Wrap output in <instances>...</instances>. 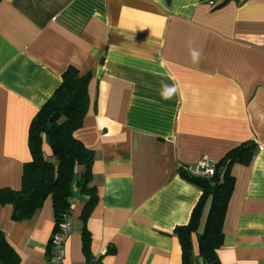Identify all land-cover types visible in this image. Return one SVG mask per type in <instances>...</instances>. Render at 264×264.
<instances>
[{
	"label": "crops",
	"instance_id": "0c3cea01",
	"mask_svg": "<svg viewBox=\"0 0 264 264\" xmlns=\"http://www.w3.org/2000/svg\"><path fill=\"white\" fill-rule=\"evenodd\" d=\"M69 66L92 73L74 132L94 152L90 254L101 264H181L174 228L188 222L200 190L178 165L215 163L252 141L250 164L231 168L218 256L264 264V0H1V187H20L30 123ZM42 151L54 161L45 138ZM77 179L62 264L86 263L88 196ZM11 214L0 205V231L20 264H51V200L29 220Z\"/></svg>",
	"mask_w": 264,
	"mask_h": 264
},
{
	"label": "trees",
	"instance_id": "16d2710c",
	"mask_svg": "<svg viewBox=\"0 0 264 264\" xmlns=\"http://www.w3.org/2000/svg\"><path fill=\"white\" fill-rule=\"evenodd\" d=\"M91 76V72L80 75L72 66L62 73L60 85L30 123L28 147L31 158L23 165L20 187L0 186V205H10L12 219L20 222L29 220L49 198L55 231L71 214V185L78 176L80 193L88 196L80 214L85 264H101V256H92L89 252L91 236L86 227V220L98 202L96 188L90 184L94 152L74 136L89 107L87 89ZM43 138L49 144L54 161L43 154ZM256 149L252 141L231 148L214 163L215 171L210 177L193 176L179 169L180 176L200 190L188 222L174 228L180 244L181 264H222L218 250L223 243L222 225L234 186L231 168L236 163L249 165ZM193 236L197 242V260L193 254ZM48 256L50 261V244ZM0 264H20L17 252L1 231Z\"/></svg>",
	"mask_w": 264,
	"mask_h": 264
},
{
	"label": "built area",
	"instance_id": "2783aa9c",
	"mask_svg": "<svg viewBox=\"0 0 264 264\" xmlns=\"http://www.w3.org/2000/svg\"><path fill=\"white\" fill-rule=\"evenodd\" d=\"M178 169H182L193 176L210 177L215 171V165L214 162L202 157L194 166L178 165ZM70 232V220L69 217H65L58 228L52 233L50 239L51 264H62L65 257V245Z\"/></svg>",
	"mask_w": 264,
	"mask_h": 264
}]
</instances>
